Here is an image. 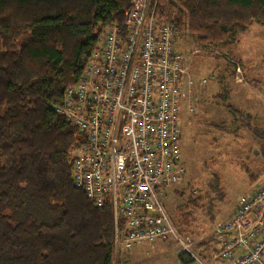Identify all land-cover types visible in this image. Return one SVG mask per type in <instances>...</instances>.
<instances>
[{"label": "trees", "instance_id": "trees-1", "mask_svg": "<svg viewBox=\"0 0 264 264\" xmlns=\"http://www.w3.org/2000/svg\"><path fill=\"white\" fill-rule=\"evenodd\" d=\"M128 9L129 0H0V264H121L112 204L96 206L74 184L83 137L56 107ZM157 13L200 48L227 52L264 24V0H159ZM227 108L236 125L241 112ZM245 169L251 186L264 178Z\"/></svg>", "mask_w": 264, "mask_h": 264}, {"label": "built area", "instance_id": "built-area-1", "mask_svg": "<svg viewBox=\"0 0 264 264\" xmlns=\"http://www.w3.org/2000/svg\"><path fill=\"white\" fill-rule=\"evenodd\" d=\"M158 1L129 0L123 24L106 28L56 107L83 137L72 180L96 206L111 202L115 251L170 236L199 264H264V178L216 228L219 247L207 263L166 209L184 175L182 117L197 111L209 81L194 75L198 49H182V33L161 20Z\"/></svg>", "mask_w": 264, "mask_h": 264}, {"label": "rangeland", "instance_id": "rangeland-1", "mask_svg": "<svg viewBox=\"0 0 264 264\" xmlns=\"http://www.w3.org/2000/svg\"><path fill=\"white\" fill-rule=\"evenodd\" d=\"M181 46L190 56L198 49L191 68L209 82L202 89L197 111L182 117L184 175L166 200V209L182 237L192 241L195 255L207 263L219 247L216 228L252 187L245 168L264 169V147H258L263 143H255L249 133L239 134L242 139L237 140L235 129L240 122L233 125L234 116L227 108H242L246 99L254 98L253 109L264 116V24L252 23L227 52L215 50V45L200 48L188 33L182 34ZM235 80L245 84L239 87ZM248 86L250 93L244 90ZM221 125L225 128L219 129ZM193 199L198 204H192ZM180 254L188 256L174 237L167 236L153 244L122 249L114 257L121 264H184Z\"/></svg>", "mask_w": 264, "mask_h": 264}, {"label": "crops", "instance_id": "crops-1", "mask_svg": "<svg viewBox=\"0 0 264 264\" xmlns=\"http://www.w3.org/2000/svg\"><path fill=\"white\" fill-rule=\"evenodd\" d=\"M231 67L235 68L233 64H231ZM234 82L239 87H241L243 84H245V82L238 83L237 80H235ZM244 90H247L250 93V91H252V88L248 86ZM245 93L247 94L246 91H245ZM253 99L254 98H250L248 100L246 99L245 106H243L242 108H237V107L232 106L234 109H238L242 114V115L240 114L238 116L240 123H239V126H237V128L235 129V132H236L235 135H239V134L245 135V133H249V135L252 136L251 140L255 141V143L256 142H258L259 144L263 143L262 146H258V147H264V116L257 114V112H255V110L253 109V105H254ZM241 139H242V137L239 135L237 140H241ZM250 189H251V187H250ZM138 245H140V244H138ZM138 245H135L134 247H136ZM197 264H199V263H197Z\"/></svg>", "mask_w": 264, "mask_h": 264}]
</instances>
